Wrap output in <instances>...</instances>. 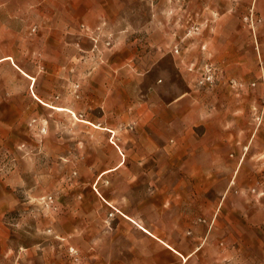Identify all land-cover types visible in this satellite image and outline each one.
Segmentation results:
<instances>
[{
  "label": "crops",
  "instance_id": "crops-1",
  "mask_svg": "<svg viewBox=\"0 0 264 264\" xmlns=\"http://www.w3.org/2000/svg\"><path fill=\"white\" fill-rule=\"evenodd\" d=\"M135 1L139 7L147 3L155 9L170 4V0ZM123 3L7 0L0 6V115L7 129L13 126L8 121L29 115L30 100L44 103L66 96L70 100V85L77 81L78 70L71 72L73 45L66 46L56 32L28 34L25 26L36 21L37 12L106 10L124 8ZM189 4L212 23L213 33L204 31L197 47L186 50L187 57L198 61L208 57L223 65L227 77L247 84L257 79L253 41L237 15L241 7L232 10L230 0ZM257 6L263 23L256 42L264 64V0H257ZM20 9L27 10L23 17ZM30 11L35 15L31 21ZM159 22L163 27L156 30ZM168 22L162 16L140 21L153 26V31L145 36L149 46L142 48L140 43L132 52L139 58L138 66H149L151 74L150 87L141 88L139 99L114 100L106 86L95 100L109 127L133 128L118 131L115 146L108 142V134L98 132L99 144H94L92 134L85 131L84 156L75 161L81 151L70 126L69 159L80 170L78 193L83 197H75L70 218H74L72 230L85 234L83 264H264V200L257 203L250 194L259 180L257 170L264 169V120L254 128L251 115L254 106L264 107V100H251L247 92L244 100H236L223 83L209 92L194 90L188 74L166 51L172 40ZM200 44L207 45L206 52ZM36 53L41 54L40 65ZM15 100H21L22 107ZM1 139L5 143L13 137L5 133ZM25 142L29 145V140ZM96 184L99 189L93 188ZM0 194V201L13 198L9 192ZM104 200L118 210L112 218H107L110 209ZM9 230L0 224V264H38L40 258L35 262L25 256L21 249L27 252L29 246L17 245ZM40 263L44 264L43 258Z\"/></svg>",
  "mask_w": 264,
  "mask_h": 264
},
{
  "label": "rangeland",
  "instance_id": "rangeland-1",
  "mask_svg": "<svg viewBox=\"0 0 264 264\" xmlns=\"http://www.w3.org/2000/svg\"><path fill=\"white\" fill-rule=\"evenodd\" d=\"M5 1L0 0V6ZM230 1L234 3L232 10L241 7L237 15L252 38L257 57L260 73L257 79L248 84L241 79L227 77L223 65L208 57H202L201 61L187 57L189 53L186 50L197 47L204 31L213 33L210 28L212 23L204 21L206 19L201 13L191 10L190 0H170L167 7L160 9L148 7L147 3L139 7L140 4L135 0H124V8L106 10L46 8L42 14L37 12V22L25 26L30 36L60 33L65 45H73L76 50L71 72L75 68L78 70L76 83L70 85V100L68 96L66 100H46L44 103L30 100L29 115L8 121L13 125L11 129L3 125L5 117L0 115V182H11L0 185V193L9 192L13 197L8 201H0V224L10 228V235L17 245L29 246L27 252L21 249L25 256L34 258L35 262L38 257L41 260L43 258L44 264L84 262L85 234L72 230L74 218H70L75 197L78 200L83 197L78 193L81 186L80 170L69 159L68 132L71 126L77 133L76 148L81 153L75 161H79L84 156L85 131L92 134L91 141L94 144H99L96 134L102 132L108 134V142L115 146L118 143V131L133 128L132 125L109 127V122L103 119L101 105L95 100H100L106 86L114 100H138L142 94L141 88L150 87L149 66L140 68L138 56L132 55L134 46L140 43L142 48L149 46L145 36L153 31V26L140 21H146L150 16L169 18L172 40L167 43L169 47L166 46V51L188 74L194 90L209 92L223 83L227 84L228 91L236 100H244L241 97L246 92L247 96L251 95V100H264V87L260 89V84H264V64L256 42L260 41L258 30L263 17L258 10L257 0ZM26 11L20 9V15L23 17ZM34 17L30 11V21ZM40 18L43 20L39 21ZM160 23L155 26L156 30L163 27ZM199 48L207 51L206 44H200ZM35 57L40 65L41 54L36 53ZM65 63L68 70V60ZM207 63L214 64L218 70L213 83L201 86L198 83L200 69ZM105 76L109 82L104 80ZM15 102L18 108L22 107L21 100ZM25 109L27 111V106ZM251 119L252 126L259 128L264 120V107L254 106ZM5 133H10L13 140L2 143L1 138ZM21 136H24L23 141H20ZM28 140L29 145L25 142ZM257 171L259 180L250 189V194L254 201L260 203L264 200V169ZM94 187L99 189L100 185ZM108 203H105L110 209L107 218H112L118 210ZM40 259L38 264H41Z\"/></svg>",
  "mask_w": 264,
  "mask_h": 264
},
{
  "label": "built area",
  "instance_id": "built-area-1",
  "mask_svg": "<svg viewBox=\"0 0 264 264\" xmlns=\"http://www.w3.org/2000/svg\"><path fill=\"white\" fill-rule=\"evenodd\" d=\"M176 52H178L176 50ZM218 68L214 66L212 63H207L200 69V78L198 80L199 85L205 86L207 84H211L215 80V75L217 73ZM105 203L109 204L104 200Z\"/></svg>",
  "mask_w": 264,
  "mask_h": 264
}]
</instances>
